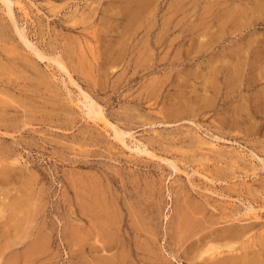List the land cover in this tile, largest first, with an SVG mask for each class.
<instances>
[{
    "label": "rangeland",
    "instance_id": "374dc122",
    "mask_svg": "<svg viewBox=\"0 0 264 264\" xmlns=\"http://www.w3.org/2000/svg\"><path fill=\"white\" fill-rule=\"evenodd\" d=\"M5 1L11 5L16 27L0 0V38L11 42L4 47L15 45L18 61L13 72L20 77L13 73V81L19 82L16 89L0 84V92L13 97L16 108L9 109L10 122L24 121L25 125L15 124V129L7 130L8 135L0 133V149H12L11 158L16 156L17 166L22 168L13 171L18 177L11 180L0 176V204L6 190L14 195L34 171L37 185L44 188L45 202L30 228L32 234L22 243L3 248L6 239L0 232V264L96 263L88 252L84 254L89 256L78 262L65 230L72 222L69 185L78 173L98 176L117 199L124 221L128 218L126 207L135 208L150 229L146 235L137 234L136 240L124 225L122 238L129 253L123 264H210L204 249L224 244L227 226L239 228L246 223L251 224V254L264 250V103L255 106L254 102L264 92V85L250 86L247 80L257 74L250 65L241 78L236 76L238 80H227L231 84L223 77L225 71L217 74L218 81L202 78L211 76V63L218 59L220 63L222 53L229 57L263 51L264 0H161L149 6L146 26L128 28L122 26L125 17L117 0ZM170 1L175 5H168ZM19 31L25 34L26 43L19 39ZM209 37L213 44L199 48L200 38ZM143 42H148L150 51L149 55L146 52V64L140 61L145 57ZM3 43L0 40V52ZM34 46L47 56H61L73 71L74 84L52 62L34 56ZM89 46L95 59L91 61L92 73L83 76L76 60L80 50L87 51ZM212 57L215 60L209 62ZM25 62L28 65L23 66ZM37 74H42L46 84L38 85ZM203 86H208L206 91ZM81 90L103 108L111 123L127 133L124 143L115 140L103 122L87 118L83 97L77 100ZM205 94L213 97L208 98L209 106L203 101ZM177 109L186 111L175 112ZM168 110L175 117L165 116ZM144 149L156 156L142 154ZM186 196L204 213L195 215L204 223L193 235L179 227ZM248 209L251 211L246 214ZM249 215L252 217L245 219ZM39 229L48 236L47 246L29 257L27 249ZM147 235L153 253L144 245Z\"/></svg>",
    "mask_w": 264,
    "mask_h": 264
},
{
    "label": "bare ground",
    "instance_id": "6f19581e",
    "mask_svg": "<svg viewBox=\"0 0 264 264\" xmlns=\"http://www.w3.org/2000/svg\"><path fill=\"white\" fill-rule=\"evenodd\" d=\"M1 1L3 2L5 9L7 10L6 12H7L8 17L10 18V21L12 22L13 26L16 27V23H15V20H14L13 14H12V10H11V5L8 4L9 2L6 3L5 0H1ZM160 1L161 0H117V6L122 7V14L125 17V22H124L125 24L123 23L122 26H124L125 28H128L127 26L132 27L134 24L135 25L138 24L139 27H141L142 25H145V24L147 25L148 18H149V6L150 5H158ZM245 1H248V0H245ZM260 1H262V0H260ZM225 2L227 3V0H225L224 3ZM172 3H173V1H170V3H168V5L169 4L175 5ZM217 3L218 2H216L215 4L217 5ZM248 3L250 4V2H248ZM227 5H229V4H227ZM256 5L257 4L255 3V6ZM258 6L259 5H257V7ZM152 13H153V10H152ZM215 16H213V18ZM225 16H227V15H225ZM216 20H217V18H216ZM150 27H151V24L148 25L147 30H149ZM122 30L125 31V29H123V28H122ZM19 32H21V31H19ZM23 34L24 33H22V34L19 33V39H21L22 41H24V43H26V41H27L26 36H24L25 34L24 35ZM132 36H133V34H132ZM200 39H201V41L199 42V44H200L199 48H200V46H208L209 44H213V42H214L213 39H211L210 37L207 39H205V38H200ZM0 40L4 42L2 44V47L4 50L0 52V55L2 56V57L0 56V84L3 85V87L6 89H9L10 87L13 89L15 87V89H16L19 82H18V80L13 81L16 78L11 77L14 73L13 67H14V65H16V63L18 61V59H17L18 56H16L17 54L15 53V50H16L15 45L14 46L8 45V46L4 47V44H6V43L11 44V42H9V39L0 38ZM198 41H199V39H198ZM257 41H259V39ZM261 41H262V39H261ZM143 43H144V50L146 49L144 52L145 57L140 61L141 62L145 61L143 64H146V61H147L146 60V52H147V55H149L150 51L147 50L149 47L148 42H143ZM194 44H190V45H194ZM251 44H253V43H251ZM26 45L28 46V44H26ZM262 45H263V49H262L263 51L261 53H260L261 50L258 53L257 52L252 53V52L248 51L246 53H242V55L241 54H239V55L233 54V56H232V54L231 55L229 54V57H228V56H226V54L223 55V53L221 52L222 56L220 55L221 53L218 54L219 56L222 57V58H220V63H219L218 58H217L218 61L217 62L215 61L219 65H216V63H213V62L211 63V64H213L212 65L213 69L210 72L211 76L207 75L205 77L203 75L205 78L204 77H202V78L204 79V81H206L205 79H207V78H214V80H215V78L217 79L218 73L225 71V73L223 72L224 73L223 77L226 79V81L229 79L231 80V78H235L236 76L239 79L242 77V71H244V70L246 71L250 65V67L252 66V67H254V69H257V74L255 73L256 75H254L252 78L247 80L250 82V86L254 85V84H258V83L259 84L262 83L264 85V43ZM29 46H28V48L33 47V46H30V47ZM258 46H260V45H258ZM33 49H34L33 50L34 56H36L39 59L45 58V60L47 59L48 61L52 62V64L56 65L55 67L64 71L68 75V80L74 84L75 81L72 79V75L70 73L72 70H71V68H69L66 61L63 60V58L61 56H59L58 54H57L58 56H56V55L47 56L44 52H41L40 50L38 51L37 49H35V46ZM119 49H120V46H119ZM0 50H2V49H0ZM87 51H89V53ZM87 51L86 50H80V52L78 53L79 58L77 60L75 59L77 62V69L79 70L78 72H81L80 74H85L83 76H87V74L92 73L91 72V70H92L91 61H92V59H95V53L93 52L91 46L88 47ZM73 52L74 51H72V53ZM214 54L215 53H213L212 55H214ZM142 55H143V53H142ZM89 56H91V58ZM76 57H77V55H76ZM226 57H228V58H226ZM19 58L21 59L20 56H19ZM1 59L5 60V62ZM147 59H149V57ZM213 60H215L214 57H212L209 62H211ZM207 61H208V59H207ZM25 64H27V63L26 62L23 63V66H26ZM147 65H145V67ZM17 66H18V64H17ZM212 66H210V67L212 68ZM207 68H209V67L207 66ZM77 69L75 68L76 71H77ZM205 71H207V70H205ZM190 72L192 74V71H190ZM207 73H208V71H207ZM223 73H221V75ZM14 75H16V74L14 73ZM205 75H206V73H205ZM16 76L20 77L19 75H16ZM244 76H245V74H244ZM237 77H236V79H237ZM35 78L38 82V85L39 84H46V82H47V80L43 78L42 74L41 75L37 74L35 76ZM188 79H189V76H188ZM236 79H234V80L236 81ZM193 80H194V78H193ZM184 81H187V80L185 79ZM215 81H218V80H215ZM229 81H227V82H229ZM191 82H192V80H191ZM206 82H205V85H207ZM225 83H223V84H225ZM211 84L212 83H210V85ZM213 84H212V87H213ZM152 85L153 84H151V87H152ZM240 85H242V84L240 83ZM35 86H36V84H35ZM179 87H181V84H179ZM203 87L205 88V91H206L208 86H203ZM229 87H230V85H229ZM153 88H154V86H153ZM216 89H214V90H216ZM152 90H154V89H152ZM214 90L212 92H214ZM153 92H150V93L152 94ZM180 92H182V91H180ZM3 93L0 92V94L3 95V96L0 95V128L3 129V131H1L0 133L8 135L9 132H7V130L8 129L12 130L13 128L15 129V127H14L15 124H17V126H18V124H20L21 126H24L25 123L21 119L20 120L22 121V123H20L19 121H16L15 124H14V122H10L11 119L8 116V115H10V114H8L9 109L11 107L16 108V106L13 105V103H12L13 97H11V96L9 97L8 94H6V93L3 94ZM81 93L82 94H80V96H78L77 100H80L83 97L82 101H83V105L86 108L85 114H86L87 118H89L93 121L103 122L106 126L111 128L112 137L115 140H117L121 143H124L125 142L124 141V138H125L124 134H127V133L124 130L120 129L117 125L111 123L106 118L105 114L102 111L103 108L101 109L100 105L94 99H92L87 93L83 92L82 90H81ZM150 93H148V94H150ZM51 94H50V96L54 97V94H52V95ZM259 94L261 97L259 96L257 99L255 98L256 99L254 101L255 106H261L264 103V92L262 91ZM181 96H182V93H181ZM181 96H180V98H181ZM183 98H185V97H183ZM208 98H212V100H213L212 96L209 97V96H207V94H205V96L203 97V101L205 102V104H207V106H209L208 103H209V100H211V99L208 100ZM243 103H245V102H243ZM189 104H190V101H189L188 105ZM173 105H175V104H173ZM180 106L183 107V104L181 105V103H180ZM171 107H173V106H171ZM189 108H191V107H189ZM171 109L173 110V108H171ZM172 110H170V111H172ZM246 110H248V109H246ZM177 111L181 112V111H179V109L175 110V112H177ZM184 111H186V110H184ZM241 111H243V110H241ZM183 112H181V113H183ZM193 113H195V112H193ZM170 114L172 115L174 113H172V112L169 113V110H168L167 112H165L164 115L166 116V115H170ZM177 115H180V114H177ZM235 115H231V116L233 117ZM173 116L175 117V114ZM240 116H241V114H240ZM180 117H181V115H180ZM21 126H19V127H21ZM16 128H18V127H16ZM17 130H19V129H17ZM145 148H146V146H145ZM142 149H141V151H142ZM13 153L14 152L12 149H10V150H7V149L5 150L4 148L0 149V176L5 181L11 180L12 177H14V175L18 177V173L17 174L13 173V171H18V170L22 169L21 167L17 166V164L19 165L18 158H15L16 156L11 158V155ZM143 153H145L146 155L152 156V157L156 156V154L154 152H152L151 150H148V149H144L142 154ZM160 159L164 160L163 158H160ZM260 159L261 158H259V160ZM22 174L23 173H21V175ZM21 175H20V177H21ZM37 177L38 176L35 173V171L33 173H30L27 176V178H25L23 184L20 182L21 183V185H20V183H19L20 187L18 189L17 188L15 189L17 191L14 193V195L13 194L11 195V192L9 191V189L6 191L4 190L5 191L4 196L2 197V202L0 204V220L2 219L0 222L1 223L0 224L1 225V231L0 232H1V235L6 239L5 243H3V248H10V247L15 246L19 243H22L24 241V239H26L27 237H29L32 234V232L30 231V228H32L33 221L37 218L39 211L41 209H43L41 202L42 203L45 202L43 200L45 191H44V188L42 186L39 187L37 185L39 183V181L37 180ZM97 177L96 176L93 177V174L91 175L90 173L89 174L88 173H86V174L78 173L77 175H75L74 178L71 179L70 185L67 183L70 186V191H71L70 201H71V204L73 206L70 205V206H72V208L70 209V214H69V217L71 218L72 222L70 221L71 223H67L65 225V230L69 231V234L68 233L67 234H68V236H70V239H69L70 244L74 247L75 256L77 257L78 262H81V260L86 259L87 256H89V255L88 254L85 255L84 253L88 252L92 256V259L95 260V262H96L95 264H97V263L98 264H123L125 262L124 261V259L126 257L125 255L127 254V252L129 253V251H127L129 247L125 246V241L122 238V233H123L122 230H123L124 225L126 226V228H125L126 230L134 232V235L136 236V240L138 238L137 234H139L140 232H144L146 235L150 232V229L145 226V222L143 221V219L140 218V216H139V214L135 208L129 209V207H126L127 208L126 213L128 215V218L126 215L127 221H124V219H123L124 214H122V212H121L122 208L119 206L117 199L115 200L114 197L111 195L112 192L110 193L109 187H107V184L105 185ZM9 183H10V181H9ZM8 188H10V186ZM150 190H152V189H150ZM147 191H149V190H147ZM187 197H189V196H186V198H184V199H187ZM186 201L187 202L185 204V207L184 208L181 207V213H180L179 219H178L179 220V227L181 226L182 230H184V232H187L186 234L193 235L196 232H198L197 230H199L203 227L202 224L204 222L201 220V216L199 218L197 215V217L195 218V215L197 213L199 214V212H201L202 210L200 209V206L193 205V203L192 204L189 203L188 199ZM182 202H185V201H182ZM199 205H200V202H199ZM177 206H178V204H177ZM251 209H248L245 213L249 214V211H251ZM177 211H179V210H177ZM202 213H203V211H202ZM203 214H201V215H203ZM251 217L252 216L249 215L247 218L245 217V219H250ZM177 218H178V216H177ZM232 221H234V220H232ZM206 222H208V221L206 220ZM249 223H251V222H249ZM191 224H193V227L191 226ZM231 224H233V223H231ZM36 226H37V224H36ZM194 226H196V227H194ZM205 226H207V225H205ZM235 226H236V224H235ZM250 226H251V224H247V223L245 226L243 225V227H239V228H236L233 225H229L226 227V225H225L226 228L223 230V237L225 238L224 240H226V242H224V244H222V245L208 246L206 249H204V251L202 250L204 253L209 254L208 259L210 261V264H264V255L262 253V251H264L263 249H261V252L257 251L258 250L257 249L255 251L256 252L255 254H251V250H250L251 249V247H250L251 235L249 234ZM36 228H39V227H36ZM42 230L43 229H39L36 232L35 236L33 237L32 241H31V243L27 249L26 253H28L29 257L31 254L34 255L35 252L40 253L41 249H43L45 246H47V241H48L47 237L48 236L46 233H41ZM180 230H181V228H180ZM177 232H178V229H177ZM180 233H181V231H180ZM221 236H222V234H221ZM133 238H134V236H133ZM146 238L148 240H143L144 245H146L148 247L149 251L152 252L151 248L149 247V245L151 246V244H152V242L150 243V241H149L150 237L147 235ZM191 238H192V236H191ZM179 239H181V238H179ZM238 240H240V244L238 246H236L235 242H237ZM199 244H200V242H199ZM141 245H143V244H141ZM146 249H144V251ZM259 249H260V247H259ZM112 250H113V252H111L109 255L106 254ZM130 250H131V248H130ZM101 251H106V253L102 252V254H100ZM195 251L197 252V250H195ZM103 253H105L106 255H103ZM200 255H201V253H200ZM193 258H195V257H193ZM35 259H36V257H35ZM22 260H24V259H22ZM21 263L22 262L20 261V264ZM131 264H132V262H131Z\"/></svg>",
    "mask_w": 264,
    "mask_h": 264
}]
</instances>
